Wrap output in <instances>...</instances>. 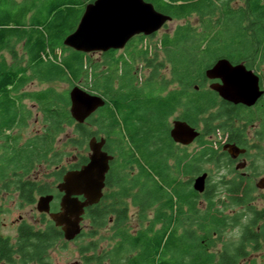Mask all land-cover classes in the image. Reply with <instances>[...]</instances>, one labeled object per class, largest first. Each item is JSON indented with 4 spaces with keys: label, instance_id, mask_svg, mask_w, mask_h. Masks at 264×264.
Wrapping results in <instances>:
<instances>
[{
    "label": "trees",
    "instance_id": "1",
    "mask_svg": "<svg viewBox=\"0 0 264 264\" xmlns=\"http://www.w3.org/2000/svg\"><path fill=\"white\" fill-rule=\"evenodd\" d=\"M89 1L92 0H0V131L10 128L18 120L24 121L19 94L22 86L31 80L46 83L30 96L39 104L43 119L49 122L48 129L52 132L48 131V135L59 134L65 127L73 126L77 136L72 142L77 147H81L91 135H105L110 144L115 145L126 139L132 153L129 157L119 156L124 161L122 167L128 163L139 170L135 196L139 206L146 208L163 199L165 194L163 227L154 230L150 236L145 230L139 231L135 237L124 236L123 242L129 243V250L139 249L132 263L237 264L240 259L248 257L247 247L255 251L260 242L264 244V209L250 215L251 219L239 227L233 241H225L222 240L224 228L235 227L238 218L233 222L226 221L220 209L212 211L214 202L211 201L206 210L199 211L191 200V194L184 189L186 181L181 174L191 173L196 167L195 159L187 160L183 153L173 155L167 119L173 114L180 93L174 88L165 94L164 123L163 99L157 88L161 86L157 85L156 79L158 66H164V62L162 58V62L156 63V55L165 51L171 76L165 86L168 82L182 80L186 93L194 92L192 85L196 76L217 57L241 60L248 67L259 68L264 62V0H239L242 2L239 5H232L236 0H145L175 20L196 15L199 27L194 28L189 23L176 25L170 34L159 37L154 46L159 50L157 52L153 51L152 45L140 40L132 51L131 65L126 60L121 65L122 54L85 53L63 44L64 37L75 28L83 6ZM16 46L20 47L21 55L17 54ZM4 52L11 56V63L7 64ZM91 54H98L99 59ZM18 56L24 59L23 65L16 60ZM139 61L151 67V76L143 86L134 85L131 76L139 69ZM134 76L137 80V75ZM52 82H66L70 88L79 83L81 88L103 98L104 104L97 108L102 111L90 114L81 124L74 122L68 110V90L60 91L49 84ZM205 115L204 111L195 108L186 111L183 119L193 126L200 124L199 135L203 136L215 130L212 124L214 115ZM164 142L165 163L162 156ZM50 143L42 142V160L47 158ZM109 152L115 155L114 160L119 158L114 148ZM171 157H175L173 166L168 160ZM29 159L26 150L24 164L27 165ZM12 160L13 164H20L19 155ZM86 161V156H81L70 167H78ZM113 167H116L115 162ZM232 199L236 203L243 200ZM162 206L160 204L157 211ZM87 216L93 226L106 221V211L99 203L88 210ZM155 216L162 218L159 213ZM212 232H216V240L221 242L217 250L211 249L215 245ZM204 233L206 236H202ZM120 249L117 247L116 251ZM254 260L250 258L244 264H256Z\"/></svg>",
    "mask_w": 264,
    "mask_h": 264
},
{
    "label": "flooded vegetation",
    "instance_id": "2",
    "mask_svg": "<svg viewBox=\"0 0 264 264\" xmlns=\"http://www.w3.org/2000/svg\"><path fill=\"white\" fill-rule=\"evenodd\" d=\"M155 9L161 12L160 9ZM171 20L175 19L172 18ZM165 24L160 28L164 29L163 35L165 34ZM159 30L150 35L140 33L134 36L138 38L142 37V40L146 41V39H149V36L150 38L155 36ZM134 36L125 43L123 48L126 47L127 43ZM123 48L109 49L98 54L101 55L109 52L120 54ZM161 56L165 67V51L161 53ZM150 57L153 58V55H150ZM219 58L226 57H217L208 67L203 69L201 74L196 76V82L192 85L194 92L190 91L186 93L184 89L185 82L182 80H180V82H168L165 86V75L162 77V80L157 81V85L161 86L160 90L164 105V123L165 94L174 88L179 90L180 95L174 107L175 110L173 114L169 115L167 118L168 122L170 117H173L172 121L179 119L187 122L183 119V114L195 108L204 111L206 115H214V120L212 121V124L215 126L214 132L203 136L197 135L188 144L173 142L174 149L178 147L181 148L179 149L181 150L179 154L183 153L187 155L185 157L187 160L195 159L193 162L196 167L191 169V173L188 175L181 174L183 176H181V178L186 181L184 189L191 194V200L195 202L196 207L201 205L200 210H206L209 201L214 202L212 211H214L215 208L220 209V207H218L219 204L225 205L226 203L224 201L229 200L231 205L242 207L243 210L242 213L237 212L234 214L232 212L224 213L220 209L222 214L226 216L225 220L233 222V219L237 217L239 221V217L244 214L246 222H248L251 219L250 215L254 213V211H261L264 209L262 207L261 209L257 208L256 205H254L257 198L255 192H264V185H262L264 179V73L260 72L258 67H248L244 61H234L226 58L232 65L242 62L245 68L253 70L257 75V84L260 94L250 105L240 101L225 99L219 95L217 90L212 88V85L220 84L221 79L218 77L210 78L205 74V70L212 66ZM142 66H144V64ZM145 69H148L147 74L139 73L138 75L137 72L134 73V75H137L138 83H140V81H146V79L151 76V67H145ZM35 81L36 80H31L25 83L19 90L24 121L20 122V120H18L14 122L10 128H4L0 131V226L7 229L5 232L0 231V264H64L58 262L57 256L61 255L59 247L61 250L69 243L76 241L80 236L84 235V231L82 230L86 219H89L88 225L92 229L93 227L103 228L108 224L111 225L113 231L108 233L107 239L109 241L106 242L108 244L105 246L104 244H100V247L97 248L94 243H91L94 245L93 247H91V244L85 248L79 247V259L70 264H131L136 260L139 249L135 247L129 250V243L123 242L124 236L128 234L135 237L141 230H145L147 232L146 234L150 236L154 234V230L163 227V224H165V194L160 201L154 202L146 208H141L137 200H135L138 191L137 181L139 170L136 166L128 163H124L126 166L122 167L124 162L122 156L129 157L132 153L129 144H127L128 141L126 142V139H123L120 145H115L110 144L105 135H91L96 136L97 139L103 137L105 143L102 149L113 156V159L109 161V169L105 173L102 196L99 201L95 203H99L100 208L106 211V221L100 226H93L90 223L92 220L87 216V212L90 208H93L95 204L89 205L84 208V212L81 216L79 222L80 231L71 239L65 238L61 227L55 224L49 216V212H56L59 210V201L62 193L58 190L57 185L61 182L64 172L66 170L78 168L81 164L78 167L59 169L57 164H55L56 160L52 159L55 169L50 173V177L47 178L41 173L40 166L43 161H51V157L56 154L53 152V147L55 138L58 134L49 133L48 135V131L52 132L51 129H48L49 122L43 119L39 104L30 96L31 92L38 89L27 88V85ZM146 83H148V81H146ZM27 101L29 104L25 103ZM31 110L40 113L43 126L37 131H31L29 136L24 137L22 132L28 128V124H30L27 119L30 116ZM22 113L20 115H22ZM172 121L171 123L169 122V129ZM34 122H37V120H34ZM84 122H86V120ZM193 127L201 132V128L197 126ZM90 137H88V139ZM42 142H46L47 144L51 142L50 151L47 153V158L44 160L40 157ZM231 145L237 147L238 151L235 149L230 150ZM188 147H191L190 152L186 149ZM112 148L117 151L118 156L119 154L122 155L121 157L119 156L117 160H114L115 155L109 152ZM119 149L121 152H119ZM26 150L30 158L27 165L24 164ZM15 155H19L20 164H13L14 160H12V158H15ZM87 156L88 154L86 158ZM162 156L165 163V142ZM196 158L200 159L198 160ZM1 160H3V163H1ZM78 160L77 158L75 162ZM9 161L12 163L9 164ZM201 161H206L212 165L215 169V174H217L215 179H211L213 175H211L212 172L210 170H201L197 167V164ZM75 162L72 163L74 164ZM114 162L116 167L112 168ZM180 171L181 173L184 172L183 169ZM203 172L206 173V177L204 179L203 190L199 192L193 188V181ZM140 180H143V178ZM126 189H128V191ZM47 194L53 196L50 201L49 212L39 211L36 207L38 198ZM233 197L242 198L243 200L241 203H236L233 202ZM79 199H82V196H79ZM6 201H10L12 206L19 210L22 209L23 206L34 205L40 217L34 221H29L18 213L16 216L9 219V221H2L1 215L9 213V206L3 208V203ZM160 204L163 205L162 209L157 211ZM129 206L139 211L154 208L151 219L147 221L143 227H136L132 230L128 229L124 226V223L130 219V215L128 214ZM155 213L162 214V218L157 219ZM95 232L94 230L90 233L94 234ZM202 236H206V233ZM212 237L215 239V245L211 246V249L217 250L216 232H212ZM117 247H121L118 252L116 251ZM241 260H247V257Z\"/></svg>",
    "mask_w": 264,
    "mask_h": 264
},
{
    "label": "water",
    "instance_id": "3",
    "mask_svg": "<svg viewBox=\"0 0 264 264\" xmlns=\"http://www.w3.org/2000/svg\"><path fill=\"white\" fill-rule=\"evenodd\" d=\"M171 19L170 15L159 12L151 2L145 0H92L84 5L75 28L64 37L63 44L85 53L121 49L132 36L140 33L150 35ZM205 74L221 79V83L212 85V88L225 99L250 105L260 94L257 75L245 68L242 62L232 65L226 58H219L205 70ZM68 99L69 114L74 122L80 124L104 104L101 96L86 91L78 84L68 90ZM197 135L199 131L187 122L179 119L172 121L169 136L174 142L188 144ZM104 143L103 137L97 139L91 136L87 142V161L78 168L64 172L57 185L62 193L58 211L49 212L53 198L51 194L40 196L36 203L39 211L49 212L67 239L80 231L79 222L84 208L97 203L102 196L105 173L109 169V161L113 159L102 149ZM232 149L238 151L233 145L230 146ZM205 177L206 173L203 172L194 179L195 190H203Z\"/></svg>",
    "mask_w": 264,
    "mask_h": 264
},
{
    "label": "rangeland",
    "instance_id": "4",
    "mask_svg": "<svg viewBox=\"0 0 264 264\" xmlns=\"http://www.w3.org/2000/svg\"><path fill=\"white\" fill-rule=\"evenodd\" d=\"M239 0L236 1H232V5H239L242 4V2H238ZM84 8V6H83ZM185 23H189L190 25H192L194 28H198L199 27V18L196 15H192L183 19H179V20H171L166 22L165 24V34L166 33H171L173 31V29L176 27V25L178 24H185ZM164 33V29H160L157 34L155 36H153L152 38H150V36L148 37L149 39H146V43L151 44L152 45V49L153 51H159L157 49L154 48L155 45H157L158 43V39L161 35H163ZM142 37H136L134 36L126 45L125 48H123L122 52L120 54H122V56L120 58V63L121 65L123 64L124 60L128 61V64L131 65L132 61H133V54L132 51L134 50V48L136 47V45L138 44V42L140 40H142ZM144 42V43H145ZM131 46V48H130ZM16 51L18 55H21V49L19 46H16ZM4 57L6 58V62L7 64L11 63L12 58L11 56L7 53L4 52ZM158 55V56H157ZM157 57H156V63H160L162 62V56L160 52H157ZM91 56L93 58H95L96 60L99 59V55L98 54H91ZM21 65L24 64V59L20 58L18 56V58L16 59ZM14 63V62H13ZM127 64V65H128ZM143 63H141V61H139L138 63V67L139 69H137V73L139 75V73L141 74H147L148 73V69H145L144 66H142ZM142 66V67H141ZM169 65L167 62H165V67L164 66H158V72L156 73V79L157 80H161L162 77L165 75V81H168L170 79V71H169ZM259 71L264 73V62L259 66ZM113 70V68L110 69V71ZM151 72V71H150ZM132 78L134 79L133 84L136 86H143L146 84V81H140V83L137 82V80L135 79V76L131 73ZM118 79L117 77V72H116V80ZM79 85V83H76ZM47 84L46 83H41V82H32L31 84L27 85V88L29 87L30 89H40L45 87ZM51 86H53L54 88L60 90V91H67L68 89H70V85L66 82H52L50 83ZM72 87V86H71ZM26 88V87H25ZM158 90H160V87H157ZM144 92H146V90H144ZM158 93V91H156ZM161 92V90H160ZM26 104H29V102H25ZM102 110L97 109L94 114L96 115V113L101 112ZM119 119L122 120V116L118 115ZM173 117L169 118V122L171 123ZM30 124H28V128H26L22 133L24 135V137L29 136L32 132H34L35 130L37 131L38 129H40V127L42 128L43 123H42V119L40 116V113H37V111L35 110H31L30 111V116L27 119ZM34 120H37V122H34ZM28 122V123H29ZM199 128H201V125H198ZM77 135L74 133V128L73 126H69V127H65L64 131L59 133L57 135V137L55 138V142H54V147H53V152L56 153L55 155H53L51 157V161L47 160V161H43L42 165L40 166V171L41 173L49 178L50 177V173L52 171H54L55 167H54V163L52 159L56 160V163L58 168H67L70 167L72 162H75L77 160V158L79 159L81 156H86L89 153V149H88V139H86L84 141V143L82 144L81 147H77L76 145L73 144L72 139L75 138ZM166 140L169 141V138L166 137ZM165 141V140H164ZM172 141V140H171ZM174 141H172L171 143H173ZM181 149L180 147L174 149L173 148V155L176 156L179 153H181ZM188 150V152L191 151V147L186 148ZM170 161V165H174L175 163V157H171L168 159ZM73 164V163H72ZM197 167H199V169L201 170H210L212 172L211 175L212 178L211 179H215L216 175L215 174V169L212 167L211 164L207 163L206 161H201L197 164ZM173 168V167H172ZM106 191V190H105ZM256 194V202H254V205H256L257 208H264V192H255ZM226 204L222 205L219 204L218 207H220V209L224 212V213H242L243 208L242 207H236L231 205V203L229 202V200L224 201ZM7 206H9V213L8 214H2L1 218L2 221H9V219H11L13 216H16L18 213H20L21 215H23V217L29 221H34L35 219L39 218L40 215L38 214V212L36 211L35 206L33 205H26L23 206L22 209H17L16 207H13L12 204L10 203V201H6L3 203V208H6ZM200 207L201 205H199L197 208L200 211ZM1 208V206H0ZM154 209V208H153ZM153 209H148L145 211H139L136 208H133L131 206L128 207V214L130 215V219H128L125 223L124 226H126L128 229L132 230L136 227H143L147 221H149L151 219L152 216V211ZM203 211V210H201ZM239 221L237 222L238 224L235 227H225L223 234H222V239L227 241V240H232L234 238L237 237V234L239 233V227H241L245 222H246V217L244 214H242L239 217ZM88 221L89 219H86L84 221V226H83V230L84 231V235L80 236L76 241L69 243L66 247H63L60 250L59 247V252L61 255H58V262L64 263V264H70L71 262L79 259V254H78V249L79 247L85 248L86 246H90L89 244L94 243L96 245L97 248L100 247V244H104L107 245L108 243H106L107 241H109L108 238V233L112 232L113 229L111 227V225L106 224L105 227L103 228H96L93 227V229L88 225ZM1 222V221H0ZM263 221L259 222V224H261ZM247 223V222H246ZM92 226V225H91ZM257 227V226H256ZM96 231L94 234H91L90 232ZM0 231L1 232H5L7 231V229L2 228L0 226ZM87 233V234H85ZM233 241V240H232ZM94 245L91 244V247H93ZM221 246V242H217V248ZM95 247V248H96ZM249 250V255L247 257V260L250 259L251 257H253L255 260L256 264H264V244L263 242H260V246L257 250H252L251 248H248ZM245 260H239V262L237 264H244Z\"/></svg>",
    "mask_w": 264,
    "mask_h": 264
}]
</instances>
